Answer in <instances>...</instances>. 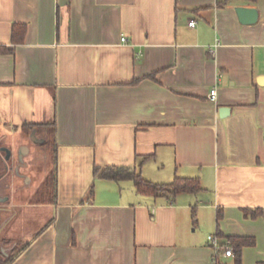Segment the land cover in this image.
<instances>
[{"label": "crops", "instance_id": "crops-1", "mask_svg": "<svg viewBox=\"0 0 264 264\" xmlns=\"http://www.w3.org/2000/svg\"><path fill=\"white\" fill-rule=\"evenodd\" d=\"M0 48V131L56 126V198L15 195L9 233L29 243L10 264H237L215 261L217 232L264 264V0H0ZM110 165L202 189L125 194L95 175Z\"/></svg>", "mask_w": 264, "mask_h": 264}, {"label": "flooded vegetation", "instance_id": "flooded-vegetation-1", "mask_svg": "<svg viewBox=\"0 0 264 264\" xmlns=\"http://www.w3.org/2000/svg\"><path fill=\"white\" fill-rule=\"evenodd\" d=\"M21 133L19 138L0 131V264H8L16 248L26 243L9 235L11 219L15 215L11 202L21 191H34L37 195L43 193L48 177L44 164L37 169L40 164L36 161L39 157L46 158V137L36 128ZM34 179L39 182L36 188Z\"/></svg>", "mask_w": 264, "mask_h": 264}, {"label": "trees", "instance_id": "trees-1", "mask_svg": "<svg viewBox=\"0 0 264 264\" xmlns=\"http://www.w3.org/2000/svg\"><path fill=\"white\" fill-rule=\"evenodd\" d=\"M27 31L26 24L16 23L13 25L12 28V40L14 43H19L24 40V36ZM1 50V48H0ZM140 79H135L133 83H137ZM29 126V125H27ZM33 125L29 126L32 127ZM34 127V126H33ZM32 127V128H33ZM30 129V128H26ZM47 135L45 140V148L47 150H52L53 154L55 152V131L56 126L55 123L49 124L47 128ZM52 148V149H51ZM51 151V153H52ZM95 175L102 177V178H108V179H114V180H122V179H132L134 180L136 189L140 193L144 194H151L153 196H167L169 198H174L178 193L180 192H198L202 189L200 179L198 177H182V176H175L174 179L171 182L166 183H158L153 182L151 180L146 179L136 168L130 167V166H105V167H99L96 166L94 168ZM56 184H57V175H56V168L53 169L52 172L48 175L43 193H39L38 197L41 198L40 201H46L45 194L49 191V197L51 200H55L56 198ZM92 191V190H91ZM43 194V195H42ZM217 236H221L219 232L216 234ZM224 240H229L230 245L232 246L233 250L236 251L238 254V262L237 264H240V254L242 251V248L252 243L253 238L249 236H227L224 238ZM28 241L24 245H19L16 250L14 256L10 259V264L12 261H14L16 254L25 248L28 245ZM234 252V256H235ZM218 261V260H217Z\"/></svg>", "mask_w": 264, "mask_h": 264}, {"label": "built area", "instance_id": "built-area-1", "mask_svg": "<svg viewBox=\"0 0 264 264\" xmlns=\"http://www.w3.org/2000/svg\"><path fill=\"white\" fill-rule=\"evenodd\" d=\"M194 21H191L190 24L194 25ZM122 41L126 42L128 41V38L126 36L122 37ZM219 44V41H217L216 45ZM217 95V89L214 88L211 90L210 97L211 99H216ZM209 243L214 247L215 249V261H217V257L220 254H223L225 256H234V250L232 246L230 245L229 240H221L216 234H209L208 235Z\"/></svg>", "mask_w": 264, "mask_h": 264}, {"label": "rangeland", "instance_id": "rangeland-1", "mask_svg": "<svg viewBox=\"0 0 264 264\" xmlns=\"http://www.w3.org/2000/svg\"><path fill=\"white\" fill-rule=\"evenodd\" d=\"M43 132H45V131H43ZM48 136V135H47ZM48 138H49V136H48ZM44 159L45 158H42V157H39L37 160H39L38 161V164H40V165H38L37 166V169L39 168H41V164H44V166L46 167L45 169H48L50 166H51V164H52V162L50 161L49 163H43L42 161H44ZM51 170V169H50ZM40 171V170H39ZM115 182V184H118L117 186L119 187V188H121V190H123V192L126 194V193H128L129 191H132V190H134L135 189V183H134V180H131V179H122V180H116V181H114ZM33 185H34V188H36V186L39 184V182H37V181H35V179H34V181H33ZM12 209L11 210H20L21 209V207H18V208H15V207H11ZM39 211H41L42 209H38ZM39 223H41V221L39 220V222H35V223H32V227H34V228H36V227H38L39 225ZM28 226L26 227V228H24V230H22V231H25L27 228H29L30 227V225L29 224H27ZM9 235H14V233H9Z\"/></svg>", "mask_w": 264, "mask_h": 264}, {"label": "water", "instance_id": "water-1", "mask_svg": "<svg viewBox=\"0 0 264 264\" xmlns=\"http://www.w3.org/2000/svg\"><path fill=\"white\" fill-rule=\"evenodd\" d=\"M236 11L238 13L240 21L243 23H254L258 20L259 12L255 7L237 6ZM229 111V107L225 106L220 108V113L222 116L227 115Z\"/></svg>", "mask_w": 264, "mask_h": 264}]
</instances>
